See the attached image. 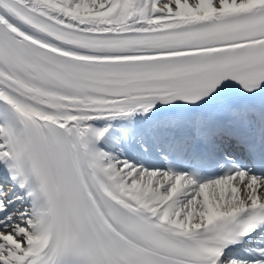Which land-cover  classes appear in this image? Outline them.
Returning <instances> with one entry per match:
<instances>
[{
  "label": "snow or ice",
  "instance_id": "6c2138e0",
  "mask_svg": "<svg viewBox=\"0 0 264 264\" xmlns=\"http://www.w3.org/2000/svg\"><path fill=\"white\" fill-rule=\"evenodd\" d=\"M0 264H264V0H0Z\"/></svg>",
  "mask_w": 264,
  "mask_h": 264
}]
</instances>
